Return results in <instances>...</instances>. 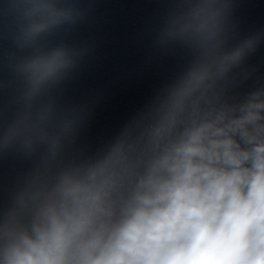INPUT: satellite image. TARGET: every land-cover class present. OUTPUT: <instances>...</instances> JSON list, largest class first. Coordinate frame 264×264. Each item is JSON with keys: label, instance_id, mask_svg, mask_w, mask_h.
Wrapping results in <instances>:
<instances>
[{"label": "clouds", "instance_id": "obj_1", "mask_svg": "<svg viewBox=\"0 0 264 264\" xmlns=\"http://www.w3.org/2000/svg\"><path fill=\"white\" fill-rule=\"evenodd\" d=\"M127 183L117 149L61 177L26 225L0 229V264H264V98L178 113Z\"/></svg>", "mask_w": 264, "mask_h": 264}]
</instances>
